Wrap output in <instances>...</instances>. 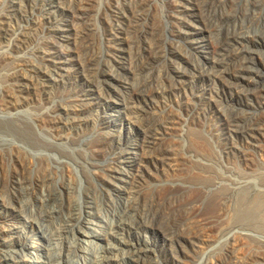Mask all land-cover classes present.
I'll use <instances>...</instances> for the list:
<instances>
[{
  "label": "bare ground",
  "instance_id": "6f19581e",
  "mask_svg": "<svg viewBox=\"0 0 264 264\" xmlns=\"http://www.w3.org/2000/svg\"><path fill=\"white\" fill-rule=\"evenodd\" d=\"M23 1L12 0L15 2L14 11L19 13V18L28 19L26 25H18L13 23L14 20H11V10L5 8V1L0 0V175L2 173L6 175L9 183V177L15 176L14 182L9 185V189L13 185L14 190H11L10 194L13 195L15 208L22 210L28 206L29 201H35V206L38 208L34 211V215H38L43 221L41 223L33 221L31 224L40 229L43 239L52 244L56 242L57 237H61L63 251L58 254V257L69 255L76 250L73 245L74 241H77L76 238L88 243V240L90 242L92 239V235L98 234L97 229L93 231L91 227L92 213H94L92 209L99 210L100 207L97 204L94 205L90 200H87L88 203L86 201L87 204L84 205L76 201L79 189H77L78 181L74 172L75 165L82 166L84 171L88 172L90 176H95L94 178H104L100 174L104 168L90 161V157L85 154L90 152V154L93 153L94 156H97L99 155L98 150L94 149L91 143H82L79 139L93 129L95 117L92 114L97 109V103L91 101L85 108H81L73 102H67V93L64 88L70 84V78H77L80 83L83 82L89 88L96 87L97 81L103 82L102 90L106 93L111 92L113 87L108 82L116 81L127 94L123 101L124 104H121L123 105L122 109L126 112L127 122L137 129L136 135L143 136L142 141L145 143L141 164L131 176L130 197L123 207L125 216L122 215L112 227L106 250L99 253L95 252L96 254L92 252L88 255L90 259L94 258L93 264H119L115 258L119 252H124V250H126L125 254L132 264H159L148 245L142 247L133 240L126 239L127 235L130 237L133 229V205L134 202H138L135 201L136 199L144 204H149L155 212H158L171 199L174 202L183 201L177 209V213L182 216L180 218H182L186 243L193 247H198L202 238L204 240L207 237L205 242L208 241L209 227L214 225L213 215H221V213L202 214V219L194 228V222L188 217H183V208L187 209L189 205L202 202L207 198L212 205L220 203L227 208V212L232 208V205H235L234 210L231 209L230 212H234L233 218L237 219L242 227L229 229L230 235L227 243L237 258L244 248L252 249L254 246L252 239L255 235L252 236L251 232L264 229V192L253 191L248 182L241 183V188L239 186L237 189H235L236 186L234 187L227 182L228 177L226 179L217 168L218 157L209 142L206 141L198 124H195V127L191 128V132H188L191 139L189 146L191 150L186 153L182 143L173 136L180 133L182 122L192 120L196 123V114L189 110L186 113L187 116L182 118L173 104L164 101L166 95H174L173 91L168 86L155 83V78L151 82L149 81L150 76L156 72L162 77L168 75L161 68L163 67L162 64L166 63V51L164 52L163 48L156 46V54H153L155 47L152 44L149 45L146 53H142L140 50V41L146 35V32L140 28L143 17L154 16L155 21L151 26V35L153 39H160L161 27L159 19L156 18L158 11L154 8L152 0H132V2H138V5L136 7L134 5L130 14L128 16L126 14L124 17L128 29L127 32L124 30L121 34V39L125 46L124 54H129L130 59L128 60L127 57L126 60L124 56L122 63L118 64L125 70L127 76L119 75L111 69L110 64L100 66L101 56L97 42L99 37L96 38V31L91 25L93 15L99 10L97 7L98 0H82V4L85 6L83 9L77 5L78 0H52L49 2V5H54V7L57 4V8L72 14L76 19L72 24L71 38L76 47L73 58L78 59L75 66L70 70H60L56 66V63L60 62H56L55 57L50 55L42 42L38 43L33 37L35 33H51L55 23L57 24V16L54 15L42 21L34 20L37 17L33 16L32 13L28 14V8L25 3H22ZM167 1L170 2L171 0ZM205 1L209 9L213 10L216 7L215 0ZM126 2L129 0H125ZM104 4L112 17L116 19L119 16L117 15L119 7L116 8L112 0H107ZM126 4L128 5V3ZM256 4L264 9V0H256ZM84 10H90L86 18L80 16V14L84 15L82 12ZM110 28L113 31L111 37L116 40V43L119 33L116 22L111 21ZM209 31L214 30L207 27L205 33L212 34ZM33 32L35 33L32 34ZM241 34L235 38L249 39L247 34ZM220 37V42L213 46L212 56L206 60V63L211 67V73L207 75V73L202 72L201 76L192 80L209 81V87L204 92L213 90L210 87V82L217 81L221 86L223 95L235 94L236 96L231 97L229 103L231 111L229 110L227 114H224L227 128L236 135H241L239 133L241 129H246L247 132L251 129L253 135L250 134L249 136L252 139L261 138L264 140V127L253 129L245 124L239 117L238 110L240 107L236 105L238 104L237 98L242 97L243 87H249L251 91L256 92L257 94L254 95L256 101L264 105V81L253 84L246 76L240 75L238 64L242 59L245 44L232 43V39L224 34ZM120 42L118 40V43ZM249 45L253 48L249 51V55L255 62L264 67V61H256L259 57L257 49L264 47V43L254 39L249 40ZM174 49L172 46V50ZM27 51L34 54L38 61H31L29 56H26ZM107 57L109 61H112L111 58L114 57V54H107ZM183 60L187 65L192 63L191 58L184 54ZM177 73L178 88L185 95L182 97L189 101L190 99L196 100L194 95L188 96L186 93L191 76L186 77L184 72L180 70H177ZM259 76L261 77L260 74L257 75V77ZM137 82L142 84L140 88L135 85ZM149 83L154 85L152 90L148 89ZM152 95L162 102V105H155L161 110H152V106H150L152 105ZM111 103L118 105L116 101ZM29 109L33 110L32 116L39 125L33 127L28 123ZM220 111L217 99L211 97L210 114L215 116ZM156 114L163 118L164 122L168 121L171 124L167 129L171 135L167 139L160 136L162 133L158 131V122L152 125L147 122L151 119V115ZM99 115H102V112ZM25 126L30 130L27 134L22 133ZM118 138V141L115 142H118V149L119 147L122 149L121 145L129 144L128 141H122L123 132H119ZM65 143L73 144L75 150L71 151L64 148ZM82 144L84 147L81 148ZM111 145L113 146L111 140L104 138L101 141L103 150L111 147ZM80 150H84L85 153ZM245 159L248 167L256 166V160L254 161L251 154L246 153ZM157 162H161L163 166H169L168 177L174 178V183L171 186L159 187L153 191L146 187L148 183L146 175L151 166ZM37 173L39 176L36 177L35 174ZM58 173H60L59 177L54 178V174ZM221 177L222 179H220ZM88 182H90L88 185L93 187L91 189L94 192L100 191L98 187L92 186L90 179ZM117 190L122 191V187L118 186ZM3 194L4 191L0 187V199ZM89 195L92 194H86L88 197ZM229 200L233 202L231 206L227 205ZM54 223L61 224L55 232L51 229ZM28 238L26 237L29 241ZM111 239L120 242L122 251L112 245ZM23 244L20 248L24 247ZM255 250L258 252L257 255H264L262 246H257ZM0 264H7V261L0 259Z\"/></svg>",
  "mask_w": 264,
  "mask_h": 264
},
{
  "label": "rangeland",
  "instance_id": "374dc122",
  "mask_svg": "<svg viewBox=\"0 0 264 264\" xmlns=\"http://www.w3.org/2000/svg\"><path fill=\"white\" fill-rule=\"evenodd\" d=\"M4 1L5 8L11 10L10 18L14 20L13 23L26 25L28 19L22 20L19 18V13L14 11L15 2H12V0ZM50 1L52 0H24L22 3H25L28 8V14L32 13L33 16L37 17L34 20L42 21L47 20L51 16H57V24L55 23L51 33L33 32L32 34L35 33L33 35L35 40L38 43L42 42L50 55L55 57L56 62H60L56 63L60 70H70V68L75 66L78 59L73 58L76 47L71 38L72 24L76 19L72 14L57 8V4L55 7L54 5H49ZM105 1L107 0H98L97 7L99 10L93 15V21L91 22L92 28L96 31V38L99 37L97 42L100 45H98L101 56L100 66L102 67V64H110L111 69L119 73V75L127 76L125 70L118 64L122 63L124 56L127 60L129 55L124 54L125 46L122 42L121 34L124 30L127 32L128 29L127 22L124 19L125 15L127 14L126 16H128L131 8L134 5L136 7L138 2L129 0V2H126L128 3L127 5L125 0H112L116 8L119 7L117 12L119 16L115 19L105 7ZM198 1L171 0L169 2L167 0H152L154 8L158 11L156 18L159 19L162 29H160V39H153L151 35V26L155 21L154 16L143 17L140 28L146 32V35L140 41V50L142 53H146L149 45L152 44L155 47L153 54H156V46L163 48L162 50L166 51V63L162 64L163 67L161 68L168 75L162 77L159 74L157 75L156 72L150 76L149 81L151 82L155 78V83L168 86L173 91L174 95H166L164 101L173 104L175 110L182 118L187 116L186 113L189 110L196 114V123L192 122V120L190 122H182L180 133L173 136L182 143L186 153L191 150L189 147L191 139L188 132H191V128L198 124L206 141L209 142L212 150L217 155V168L221 174H224L226 179L228 177L227 182L234 187L236 186L235 189L239 186L241 188V183L248 182L253 191L264 192V140L261 138L252 139L249 136L250 134L253 135L251 129L248 132L246 129H241L239 132L241 135L234 134L227 128L224 119V114H227L230 110L231 97L236 95L233 93L223 95L224 93H221V86L217 81L210 82V87L213 90L204 92L209 87V81L192 80L197 78V76H201L202 72L207 73V75L211 73V67L206 63V60L212 56L213 46L220 42V35L224 34L232 39V43L245 44L242 59L238 64L239 74L243 77L246 76L253 84L254 82L264 81V67L260 63L255 62L249 55V51L253 50L249 45V40L255 39L264 43V9L256 4V0H215L216 7H214L213 11L209 9L205 0ZM82 2V0H78L77 5L83 9L85 6H83ZM82 12H84V15L80 14V16L86 18L90 10ZM216 17L219 18L216 19ZM111 21L116 22L120 43H118V40L115 43L116 40L111 37V34H113L110 28ZM156 25L158 27L157 23ZM207 27L214 30L209 31L212 34L205 33ZM241 33L247 34L249 39L235 38L241 36ZM112 45L118 47L116 48ZM172 46H174V50H172ZM257 51L259 57L256 61L263 62L264 47H259ZM107 54H114V57L111 58L112 61L108 60ZM183 54L191 58L192 63L190 65L184 62ZM26 56H29L28 58L33 62L38 61V58L31 52L28 53L27 51ZM129 59L130 56L128 57ZM177 70L183 71L186 77L188 75L191 76L189 81L191 80L192 82L190 81L186 93L188 96L194 95L196 100L190 99L189 101L187 98L182 97L185 95L178 88ZM258 74L261 77H257ZM69 82L70 84L64 88L67 93V102H73L81 108H85L91 101L97 103V109L92 114L95 117L93 129L79 139L82 143H91L94 149L98 150L99 155L94 156L93 153H85L84 150L80 151L90 157V161L104 168L100 172L104 178H94L95 176L88 175V172H85L83 167L79 165H75L74 172L78 181L77 189H79L77 192L79 197L77 196L76 201L84 205L90 200L94 205L97 204L100 207V211L96 208L92 209L94 213H92L91 227L93 231L97 229L98 234L92 235V239L90 242L88 240V243L76 238L77 241L73 243L76 250L69 255L58 257V254L63 251L61 237H57L56 242L52 244L43 239L40 229L31 224L33 221L38 223L43 221L38 215H34V211L38 208V206H35V201H29L27 203L28 206L22 210L15 208L13 195L10 194L11 190H14L13 185L9 189V185L14 182L15 176L9 177V183L7 176L2 173L0 175V187L4 194L0 199V259L7 261V264H93L92 260L94 258L90 259L88 255L92 252L99 253L106 250L107 240L110 237L112 227L122 215L125 216L123 207L130 197L131 176L141 164L145 145L142 141L143 136L140 134L136 135L137 129L127 122L126 112L122 109L123 105L121 104H124L123 101L127 94L116 81L108 82L113 86L112 91H109V93L102 90L103 82L97 81L96 87L92 88H89L83 82L80 83L77 78H70ZM140 84V82H137L135 85L140 88L142 86ZM153 88V83H149L148 89L152 90ZM242 91V97L237 98L238 104H236L240 107L238 110L239 117L253 129L264 127V105L256 101L254 95L257 93L251 91L249 87H243ZM211 97L217 99L221 109L215 116L210 114ZM158 99L152 95V105H150L152 110H161V108L155 107V105H162V102ZM112 101H116L118 105L111 103ZM98 110L99 112H97ZM29 112L28 123L33 127L39 125L38 121L32 116L33 110L29 109ZM101 112L102 115H99ZM157 114L151 115V119L148 118L150 120L147 122L150 125L158 122V131L162 133L160 136L167 139L171 135L167 131L171 124L168 121L164 122V119ZM29 131L26 126L22 129L24 134L29 133ZM119 132H123L122 141L129 142L126 146L121 145L122 149L120 147L118 149V142L115 143L119 139ZM44 136L47 137L46 135ZM104 138L111 140V142L113 141V146L111 145V147L103 150L101 141ZM63 147L71 151L75 150L73 144L70 143H65ZM82 147H84V144L81 145ZM246 153L251 154L254 161L256 160V166H247ZM168 168L169 166H163L161 162L153 164L146 175L148 179L146 187L155 191L159 187L171 186L174 183V178L168 177ZM59 174H54V178L59 177ZM35 176L37 177L39 174L37 173ZM88 179L92 181V186L98 187L100 191L94 192L91 189L93 187L88 185L90 183ZM118 186L122 187V191L117 190ZM86 192L92 195L88 197ZM208 199L191 204L187 209L183 208V217L190 218L194 222V228L198 226L197 223L202 219V214L221 213V215H213L214 225L209 227L208 241L205 242L207 237L204 240L202 238V242L198 244V247H193L186 243L184 238L182 218H180L182 216L177 213V209L183 201L174 202L172 199L165 203L158 212H155L149 204H144L136 199L135 201L138 202H134L133 205V229L130 237L127 235L126 239L133 240L142 247L148 245L155 254L159 264H264V255H257L258 252L255 250L257 246L264 248V229L251 232L252 236L255 235L254 239H252L254 246L252 249L244 248V251L242 250L239 258H237L227 243L230 235L229 229L238 226L242 227L237 222V219L233 218L234 212H230L231 209L232 211L234 210L235 205H232V200H229L227 205H232V208L227 212V208L220 203L212 205L208 202ZM60 225L54 223L51 227L52 231L55 232ZM26 237H29L30 242ZM111 243L121 250V244L118 240L111 239ZM22 244L24 247L20 248ZM125 253L126 250L119 252L115 258L116 261L119 264H132Z\"/></svg>",
  "mask_w": 264,
  "mask_h": 264
}]
</instances>
